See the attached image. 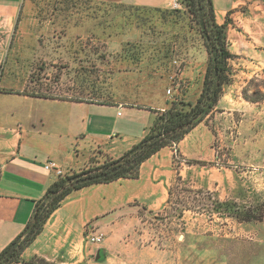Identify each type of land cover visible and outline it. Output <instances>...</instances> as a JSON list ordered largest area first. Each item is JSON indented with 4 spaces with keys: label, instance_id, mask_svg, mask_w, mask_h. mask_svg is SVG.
Instances as JSON below:
<instances>
[{
    "label": "crops",
    "instance_id": "crops-1",
    "mask_svg": "<svg viewBox=\"0 0 264 264\" xmlns=\"http://www.w3.org/2000/svg\"><path fill=\"white\" fill-rule=\"evenodd\" d=\"M21 1L0 0V250L26 229L36 201L59 176L55 170L45 168L48 160L56 161L64 173L85 166L96 147L118 157L148 132L158 111L170 105V97L158 81L157 86H145L129 100L117 98L105 103L32 95L25 84L8 86L10 81L1 68ZM92 1L149 8H167L171 3ZM214 8L218 23L230 20L227 40L235 55L229 62L232 80L223 88L216 105L179 142L164 146L145 159L137 177H121L72 190L22 251L20 260L12 264H35L31 262L34 258L57 264H89L97 250L96 244L85 240L93 219L125 207L123 212L134 211L137 206L159 211L166 206L171 186L180 176L191 187L206 189L219 199H237L241 189L237 164L247 160L253 173L263 168L264 94L252 100L244 95L255 97L256 87L264 92L256 84L264 80V0H222ZM198 60L179 74L180 79L188 77L183 95L187 101H194L201 90L205 49ZM192 93L194 99L189 97ZM223 137L232 139L233 160L219 164L213 143L215 138ZM112 221L97 222L90 233H110L115 227ZM106 239L101 247L106 246Z\"/></svg>",
    "mask_w": 264,
    "mask_h": 264
},
{
    "label": "rangeland",
    "instance_id": "rangeland-1",
    "mask_svg": "<svg viewBox=\"0 0 264 264\" xmlns=\"http://www.w3.org/2000/svg\"><path fill=\"white\" fill-rule=\"evenodd\" d=\"M90 1H21L1 68L10 81L7 85L25 84L31 93L108 102L129 100L158 81L170 101H187L183 95L188 77L180 79L179 74L200 61L205 46L183 3L179 8L171 3L167 8H142ZM212 2L219 6L222 0ZM256 84L264 88V80ZM255 90V97L243 95L252 100L264 94L259 87ZM231 141L215 138L219 164L233 160ZM108 157L112 156L96 147L85 166L63 175ZM243 162L237 164L241 171L237 199H219L180 176L161 210L137 206L121 212L110 233L91 234L87 227L85 240L93 243L91 236H101L89 264H264V166L256 174L247 160ZM245 211L261 219L242 220ZM104 239L106 246L101 247Z\"/></svg>",
    "mask_w": 264,
    "mask_h": 264
},
{
    "label": "trees",
    "instance_id": "trees-1",
    "mask_svg": "<svg viewBox=\"0 0 264 264\" xmlns=\"http://www.w3.org/2000/svg\"><path fill=\"white\" fill-rule=\"evenodd\" d=\"M91 2L90 0H74ZM198 25L207 52L201 90L194 102L182 99L170 101L168 108L158 111L148 132L118 157H108L101 163L71 174L59 175L47 188L43 196L36 201L32 219V228L23 230L0 250V264L18 262L22 251L41 231L50 214L61 204L72 190L96 183H107L121 177H137L140 164L164 146H171L181 140L216 105L223 88L231 82L229 61L235 55L229 50L227 26L229 19L218 23L212 0H180ZM105 3V2H104ZM138 6V5H137ZM142 8H149L139 6ZM32 95L42 96L35 92ZM105 103L106 101H97ZM242 220H260L246 212ZM26 226V228H27ZM100 257L99 260H101ZM35 264H55L42 258L31 260Z\"/></svg>",
    "mask_w": 264,
    "mask_h": 264
},
{
    "label": "built area",
    "instance_id": "built-area-1",
    "mask_svg": "<svg viewBox=\"0 0 264 264\" xmlns=\"http://www.w3.org/2000/svg\"><path fill=\"white\" fill-rule=\"evenodd\" d=\"M171 6L172 8H179L181 7V4H180V0H171ZM167 92L169 93L170 90L168 89ZM45 168L46 169H49V170H55V172L58 174V175H63V172L62 170L60 169V166L58 165V163L54 160H48L46 163H45ZM100 238L101 236H91L89 239L91 242L93 243H97L100 241Z\"/></svg>",
    "mask_w": 264,
    "mask_h": 264
},
{
    "label": "water",
    "instance_id": "water-1",
    "mask_svg": "<svg viewBox=\"0 0 264 264\" xmlns=\"http://www.w3.org/2000/svg\"><path fill=\"white\" fill-rule=\"evenodd\" d=\"M127 208H120V209H116V210H113L112 212H109L103 216H100V217H97L95 219H93L89 224H88V228L91 229V227L96 224L97 222H100V223H105V222H108L112 219H114L115 215L119 212H123V211H126ZM32 224L33 222H31L27 228L25 229V233L29 232L30 229L32 228Z\"/></svg>",
    "mask_w": 264,
    "mask_h": 264
}]
</instances>
